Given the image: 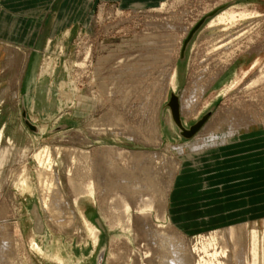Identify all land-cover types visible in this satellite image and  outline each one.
<instances>
[{
  "label": "rangeland",
  "instance_id": "obj_1",
  "mask_svg": "<svg viewBox=\"0 0 264 264\" xmlns=\"http://www.w3.org/2000/svg\"><path fill=\"white\" fill-rule=\"evenodd\" d=\"M5 1L0 0V223L9 225L12 244L10 242L5 249L3 260L10 264H96V256L103 252V264H156V247L143 232L165 229L178 233L159 218L156 199L152 209L143 214L139 211L141 205L125 192H115L108 197L95 185L94 200L78 202L76 220L71 226L57 227L38 211L44 230L37 234L32 222L35 202L23 192L22 184L18 187L16 182L24 170L23 180L30 186L35 185L33 158L46 150L62 196L74 213V203L80 196L72 191L65 152L95 154L119 148L160 154L166 162L175 165L180 156L192 152L191 146L212 147L215 142H209L211 140L194 144L161 122L166 98L172 93L180 94L192 79L195 82L190 83L191 86H205L208 90L199 101L196 115L185 121L186 128L205 114H209L210 119L217 111L220 114L234 108L247 117L256 115L258 119H254L250 131L264 137V0H56L32 44L23 40L26 35L36 34L40 16L36 15V10L43 1L29 0L27 5L20 0L4 4ZM66 3H69L66 19L57 27L56 49L46 54L43 50L48 46L54 17L56 15L57 22ZM163 5L166 11L158 12ZM222 11H225V20L209 28V19ZM233 15L235 20L230 23ZM184 16L186 19L182 18ZM241 17L247 19L241 20ZM184 20L192 24L190 31L185 36L171 31L176 38L181 37L182 43L170 52H163L164 45L168 44L165 41L171 39L164 35L168 30L159 29L160 25L179 23L185 27ZM201 22L182 58L184 42ZM68 31L67 45L59 49L58 38L65 37ZM203 33L206 35L201 36ZM86 53L89 58L85 59ZM163 55L173 61L170 69L173 80L170 77L168 81L162 80L168 65ZM47 57L52 58V65L41 81L55 83L56 88L50 91L51 97L43 112L38 99H34L36 92L30 88L35 75L40 76V70L46 67ZM79 63L86 67L78 68ZM136 75H142V80L134 82L138 80ZM260 75L263 79L254 88L237 93L250 79ZM110 87L113 92H109ZM74 88L78 92L73 101L63 98ZM90 93L99 97L95 106L87 96ZM145 94L148 99L144 98ZM23 114L39 128V134H33L25 125ZM121 125L135 131L115 132ZM145 127L151 129L147 141L141 139ZM221 137L218 139L224 138ZM102 201L107 202L105 206ZM109 204L114 209L111 212L107 209ZM261 210L263 213L253 217L251 222L246 220L248 224L244 227V232L249 234L258 232L259 245L262 244L259 262L252 259L249 251L242 255L239 264H264V224L260 218L264 207ZM166 215L169 217L168 213ZM84 222L94 231L95 238L86 233ZM211 232L185 234L188 238L184 242L193 249L197 236ZM246 240L244 233L242 247ZM227 244V263L238 264L231 241ZM52 248L58 250L63 262H51L49 253L44 257L39 253ZM192 254L196 260V255Z\"/></svg>",
  "mask_w": 264,
  "mask_h": 264
},
{
  "label": "bare ground",
  "instance_id": "obj_2",
  "mask_svg": "<svg viewBox=\"0 0 264 264\" xmlns=\"http://www.w3.org/2000/svg\"><path fill=\"white\" fill-rule=\"evenodd\" d=\"M165 7L166 6L163 5L160 8H158L157 11L158 12L166 11ZM224 12L225 11H222L219 14L211 17L207 22V26L209 28H214L215 26L218 25V23H222L225 20V17H223ZM182 18L186 19L185 16ZM244 19L247 18L241 17V20ZM179 20L183 21V19L180 18ZM234 20L235 18L233 15L230 19V23H233ZM187 22H188L187 20H184V23H186L185 27L181 26L179 23L177 25H172L170 23H164L160 25L159 29L168 30V32L164 35L171 39L170 41H165V43L168 44L164 45L165 51L163 52H170L171 48L173 49L174 46L177 47L182 43L181 37L176 38L177 36L176 37L173 36L172 33L179 32L185 36L190 31L192 25V24L190 25ZM218 29H222V28H218ZM205 35L206 33L201 34V36H205ZM68 37H69V32L66 33L65 37L58 38L59 40L57 46L59 49H61L62 46L67 45ZM236 37L238 38V36ZM56 43L57 42L55 41V43L53 44L54 46H52L51 43H48V46L45 48V50H43V52L46 54H51L52 52H54ZM220 48H222V46L216 48V50ZM85 55H86L85 59L89 58L87 57L89 53H86ZM47 58L48 59L45 61L46 63L44 64L46 65V67H42V69L40 70L41 71L40 76L37 77V75H35L30 88V91L34 89L33 93L36 92L34 99L35 100L38 99L39 103L42 106L40 111L43 112L46 111V106H47L46 101L48 100L49 97H51L50 91L53 92L54 88H56L55 83L53 84L48 81H41L42 77L45 75L47 71L46 69L50 67V64L52 65L51 63L52 58L51 57H47ZM162 58L166 60L168 64L164 69L162 80L168 81L169 77L173 80L174 76L170 74V69L172 67L171 65L173 61H171V58H168L167 56L164 55ZM48 60L49 62H47ZM76 66H78V68L86 67L85 64L84 65L76 64ZM262 75H260L258 78L250 79L244 87L239 88V90H237V93L241 91L245 92L250 88H254L257 84H259L262 81L263 79L261 77ZM141 76L142 75H136V78H138V80L134 79L133 81L134 82L139 81L142 78ZM143 81L150 82V80H143ZM193 82H195V79H192L191 81L187 82L186 86L177 96L178 106H179V118L184 128H186V126L184 125L185 121L191 118L192 116L196 115L199 101L204 95V93L208 90L207 87L205 86H199V87L191 86L190 83ZM62 85L63 82L60 83V87H62ZM147 87L148 89L151 88L150 86ZM128 89L130 90L131 87H128ZM151 89H153V87ZM76 90H77L76 88L72 89L71 94H69V96L66 95L63 98L71 101L73 96H75V93L78 92ZM109 92H113L112 87L109 88ZM87 96L91 101H93L92 102L93 106H95L98 103L99 97L97 95L90 93L87 94ZM144 98L148 99L149 96L145 94ZM166 99H167L166 110L165 112L162 113L161 122L163 125L166 124L171 131L178 133V128L174 123L171 111L167 106L169 99L168 98ZM59 105H62L61 101H59ZM49 108H52L51 105ZM219 112L220 111L215 112V115L210 117V119H207V121L203 124V126L199 129V131L190 139L192 143L196 144L200 140H203L205 142L211 140L209 142H215L214 144L221 141H226L228 138L233 136V134H238L244 131H250L252 122L256 121L254 119H258L254 114L247 117L246 114L239 111H235L234 108L223 110L220 114ZM41 113L42 112H40V114ZM33 126L36 129V131H32L33 134L34 133L39 134V128L35 125ZM133 131L135 130L132 128H124V126L121 125L120 130H117L115 132L132 133ZM142 131L143 134L141 136V139L143 138L144 141L149 140L150 131H151L150 127L142 128ZM216 133L219 134V136L217 137L214 136ZM222 135L224 138L219 140L218 138H222L221 137ZM191 147L199 148L198 146H191ZM64 155L66 157V167L68 171H70L71 173L70 176H72L69 179L73 184L72 191L74 194L78 193L80 196V198H78L74 203V207H75L74 213L70 212V209L68 208V205L66 204L62 196V192L59 188L57 178L52 172L51 157L46 150L38 153L33 158V160L36 163L35 185L30 186L29 183L23 180L24 170L21 171V173L23 174L20 175V178L16 182V185H18V187H20V185L22 184L23 192L29 195L32 198V200L35 202L36 206L33 205L35 208L32 213L34 217L32 218V222L35 225L33 229L37 234H42L44 230L42 219L38 211L44 214L45 217L50 218V220L54 224H56L57 227H62L64 225L71 226L76 220V211L79 208L78 202L80 200H89V199L94 200L95 185L99 189H101V193L103 195H107L108 197H111V195L115 192H119V191L125 192L136 202L137 205L139 204L141 205L139 211L143 212V214L152 209L153 203L155 202L156 199L157 210L158 212H160L159 218L163 222H165L167 226L170 225L169 219L166 215V199H167L168 191L172 184V179L174 177V174L178 166L177 162L175 165L172 164L170 161L166 162L163 156L156 153L148 155V154H143L142 152H136V151L130 152L127 150H120L119 148L114 150L113 149L100 150L95 154H90L82 151H72V152H65ZM143 197L145 198V200L141 201ZM105 200H107V198ZM106 203H107L106 201L105 202L102 201L103 206H105ZM107 209L110 212L114 210L112 209L110 204L107 206ZM126 210L128 211V213L130 212L129 208L127 207ZM117 221L119 222L118 218ZM262 222L264 224V219H262ZM246 225L247 224L230 226L226 229L213 231L208 235L205 234L199 235L196 237V239L198 238L199 240L197 239L196 241L197 244H193L194 246L193 249L191 248L189 249L187 247L188 245L184 242V239H186L187 237H184L183 235L176 233L174 231L173 232L164 231L165 229L163 228H162L163 231L149 229L148 231L145 230L146 232L145 233L143 232V234H145L146 237L150 236L151 242L156 247L155 249L157 255L156 264H228L227 258L229 257V250H228L227 241H231L232 243L233 246L232 249L236 253V259L238 260L237 262L238 264L242 259V255L243 254L247 255L249 251L251 252L252 259L257 260L259 262L260 259L259 246L260 245L262 246V244L259 245L260 241H259L258 232L251 231L250 234L249 232H244V227ZM7 226L9 225L0 223V264H10V262L8 263L3 260L4 255L7 252L5 249L9 246L10 242L12 244V240H11L12 233L11 230L9 231L7 230ZM85 227H84L85 231L90 236V238L94 237V231L86 224ZM127 231H129V229H127ZM244 233L246 235L247 240L245 247H242L241 240L244 236ZM247 234L251 236V238H249L251 239L249 242H248ZM39 253L43 255V257L47 253H49L48 259L51 262L52 261L63 262L64 260L56 248H52L51 251L49 252L39 251ZM192 253L196 255V260ZM262 254L264 255V250L262 251ZM103 261H104V253L100 252L96 256V264H103Z\"/></svg>",
  "mask_w": 264,
  "mask_h": 264
},
{
  "label": "crops",
  "instance_id": "obj_3",
  "mask_svg": "<svg viewBox=\"0 0 264 264\" xmlns=\"http://www.w3.org/2000/svg\"><path fill=\"white\" fill-rule=\"evenodd\" d=\"M20 1L24 5L29 2ZM40 1H43V5L36 10V15H40L37 32L26 35L23 42L32 44L36 41L56 0H37L38 3ZM6 3H10V0H6ZM68 5H64V12L57 22L55 15L48 43L56 41L57 27L59 22L66 19ZM190 149L192 152L189 155L179 157L166 199L169 222L179 234L187 237L185 234L213 232L248 224L246 220L251 222L253 217L263 213L262 134L244 131L212 147ZM260 218L264 219V215Z\"/></svg>",
  "mask_w": 264,
  "mask_h": 264
},
{
  "label": "water",
  "instance_id": "obj_4",
  "mask_svg": "<svg viewBox=\"0 0 264 264\" xmlns=\"http://www.w3.org/2000/svg\"><path fill=\"white\" fill-rule=\"evenodd\" d=\"M202 22L198 24L194 30L189 34L187 40L183 44V49H182V58L184 57L185 50L187 48L188 42L194 35V33L197 31V29L201 26ZM178 94H171L169 101H168V108L171 111L174 123L176 124L178 128V133L180 137H182L185 140H190L198 131L199 129L203 126V124L207 121L209 118V114L203 115L198 121H196L193 125L189 126L188 128H184L182 125L180 118H179V106H178ZM24 122L25 125L31 130V131H36L35 127L31 125L28 120L26 119V115L23 114Z\"/></svg>",
  "mask_w": 264,
  "mask_h": 264
}]
</instances>
